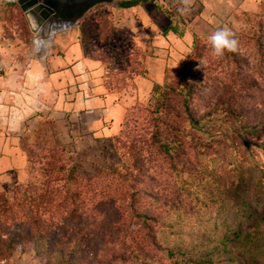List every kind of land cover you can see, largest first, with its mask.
Returning a JSON list of instances; mask_svg holds the SVG:
<instances>
[{
  "label": "rangeland",
  "instance_id": "1",
  "mask_svg": "<svg viewBox=\"0 0 264 264\" xmlns=\"http://www.w3.org/2000/svg\"><path fill=\"white\" fill-rule=\"evenodd\" d=\"M117 1L94 3L42 53L17 3L0 0V40L22 56L10 68L43 64L55 39L76 29L83 55L101 65L79 75L75 112L82 116L88 97L107 112L102 135L84 126L64 144L32 139L16 178L0 176L1 217L13 231L31 209L52 229L40 253L21 236L0 245V264H59L57 254L70 252L74 264H257L247 225L250 209L258 215L264 206V0H148L135 10ZM172 23L186 27L183 38L168 34V57L152 51L148 42L157 45ZM221 27L235 33L238 49L216 58L208 36ZM190 76L187 104L170 98V129L156 124L157 92L187 89ZM256 184L261 194L251 198Z\"/></svg>",
  "mask_w": 264,
  "mask_h": 264
},
{
  "label": "crops",
  "instance_id": "2",
  "mask_svg": "<svg viewBox=\"0 0 264 264\" xmlns=\"http://www.w3.org/2000/svg\"><path fill=\"white\" fill-rule=\"evenodd\" d=\"M138 6L121 9L135 10ZM75 30L72 35L68 34L69 39L57 37L45 62L33 61L29 67L33 63L34 66L29 69L10 68V61L22 56L18 54L19 49L13 46L8 53L6 41L0 40V176L16 178L19 168L25 165L27 143L32 139L46 137L54 144H64L66 140L71 142L77 139L84 126L91 132L100 130L102 135V111L107 113L102 108L103 101L98 103L99 99L95 97L83 98L88 109L81 111V117L74 109L78 103L79 75L86 77L87 69H92L95 74L101 65L100 61L83 55L82 44L74 36L77 34ZM170 32L161 36L157 45L150 40L148 44L152 45L149 46L151 50H158L168 57L171 53ZM193 34L198 36L195 32ZM181 44L188 49L189 46L183 41ZM117 108L119 114L120 107ZM92 134L96 136V132Z\"/></svg>",
  "mask_w": 264,
  "mask_h": 264
},
{
  "label": "trees",
  "instance_id": "3",
  "mask_svg": "<svg viewBox=\"0 0 264 264\" xmlns=\"http://www.w3.org/2000/svg\"><path fill=\"white\" fill-rule=\"evenodd\" d=\"M48 5H50L53 8L57 9V16L58 17H71L74 12L72 10H66V9H59L58 4L54 3L51 0H47L46 1ZM100 1H97V3ZM148 2V0H120L117 2L118 7L120 8H130V7H134L137 5H140L142 3H146ZM96 3V2H95ZM94 4V3H93ZM93 4H88L87 6L79 9L78 13H83L86 10H88ZM258 27H264V21H260L258 24ZM168 31L173 32L174 34H176L178 37H182L183 33H184V29L183 28H179L178 25L173 24L169 25V27L167 28V30L165 31L164 34H166ZM263 36L260 35L258 37V39L260 40ZM199 37L197 35H194L193 38V42H192V47L196 46V41ZM263 39V38H262ZM261 39V40H262ZM259 41L258 45L260 47V50L263 51L264 50V44L262 43V41ZM83 47V46H82ZM92 59L98 60L99 59L92 57ZM101 62V61H100ZM188 79V85H187V89H181V90H171V88H167V89H163L160 90L159 92H157V107L154 109V121L156 122V124H162L164 126H166L168 129H170L169 127V122L171 115H173V113L175 112V109L172 107V101L170 98L174 97V96H181V98L183 99V104L186 103L187 104V100L193 96V89H192V85L193 83H191L189 81L190 78H192V76L190 77H186ZM159 85L156 84L155 86V90L159 89ZM188 107H186V110L189 111V109H187ZM192 118V117H191ZM191 122H193V118L191 119ZM200 124L199 120H196L195 123L191 124V126H198ZM169 131H162V133H166ZM170 134V133H169ZM153 135H155V133H153ZM169 137H166V139H168ZM169 140L166 141H162L160 143V146L162 148V151L166 154H168L169 151ZM194 148H196V146H194ZM52 151V150H51ZM51 152H49L48 154H50ZM52 155L54 153H51ZM51 157V156H50ZM53 163V162H52ZM254 187V193L251 195V198H253V196H259L261 194V186L260 188L258 187V184L253 185ZM246 190V189H245ZM16 192L17 189H16ZM251 200V199H250ZM244 206H248L247 204H249L248 202L244 201ZM38 207V206H37ZM32 212L33 210H29L27 211V214L29 216V221L25 222L23 228H21V230L18 229V232H14L12 225L9 223V221L4 217L2 218L1 215L4 214L3 211H0V245H5L7 244V249L9 248V246H13L19 243H22L23 241H21V237L24 240V242L26 241H31L35 247V250L37 253L41 252V244L43 241H49L52 237V233L51 230L49 229V223L47 221H41L35 217H32ZM253 211L250 209L249 211V216L253 217V220L250 221L249 225H247V238L250 237V242H249V247L250 250L254 249L253 253V258L254 261L256 259V263L257 264H264V206L262 207L261 213H259L258 215L253 216ZM6 237H3V236ZM21 236V237H20ZM246 239V238H245ZM8 241V242H6ZM54 242V243H58ZM5 254V251H1L0 250V256H3ZM69 257L67 259L64 258L65 254L64 253H59L57 255H59V264L61 263H66L67 261L69 262V264H74V259L72 256L73 253L70 252L69 253ZM72 254V256H71ZM53 255V254H52ZM244 257H246L244 255ZM64 258V260H63Z\"/></svg>",
  "mask_w": 264,
  "mask_h": 264
},
{
  "label": "water",
  "instance_id": "4",
  "mask_svg": "<svg viewBox=\"0 0 264 264\" xmlns=\"http://www.w3.org/2000/svg\"><path fill=\"white\" fill-rule=\"evenodd\" d=\"M16 2L26 16L31 31L35 34L42 33L43 29L48 25V23L55 19L60 22L58 29L55 30V33L60 31L62 28L76 26L80 19L82 18V13H78L72 17L60 18L57 16V9L51 7L47 4V0H9ZM54 3L58 4L59 9L63 10H77L81 9L88 4H93L99 0H51ZM107 2L111 0H105ZM35 24V27L34 25Z\"/></svg>",
  "mask_w": 264,
  "mask_h": 264
},
{
  "label": "clouds",
  "instance_id": "5",
  "mask_svg": "<svg viewBox=\"0 0 264 264\" xmlns=\"http://www.w3.org/2000/svg\"><path fill=\"white\" fill-rule=\"evenodd\" d=\"M181 13L187 11V8L180 9ZM208 41L212 48V54L216 58H221L226 52H236L238 49V40L235 33L228 27H221L208 36Z\"/></svg>",
  "mask_w": 264,
  "mask_h": 264
},
{
  "label": "bare ground",
  "instance_id": "6",
  "mask_svg": "<svg viewBox=\"0 0 264 264\" xmlns=\"http://www.w3.org/2000/svg\"><path fill=\"white\" fill-rule=\"evenodd\" d=\"M33 25L35 27V24H33ZM58 25H60V22L58 20L53 19L43 29V30H45V32H42V35H40L41 33L36 34V38H35V44L37 46L36 48L39 51H42V53L46 51V48H48L49 41L52 38L55 30L58 29ZM46 34H48V35H46Z\"/></svg>",
  "mask_w": 264,
  "mask_h": 264
},
{
  "label": "flooded vegetation",
  "instance_id": "7",
  "mask_svg": "<svg viewBox=\"0 0 264 264\" xmlns=\"http://www.w3.org/2000/svg\"><path fill=\"white\" fill-rule=\"evenodd\" d=\"M99 1H105V0H99ZM72 11L74 12V14H73L72 16H74V15L78 14L79 9H77V10H72ZM72 16H71V17H72Z\"/></svg>",
  "mask_w": 264,
  "mask_h": 264
}]
</instances>
